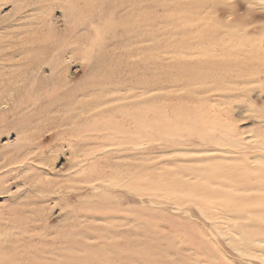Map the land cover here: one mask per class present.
Listing matches in <instances>:
<instances>
[{
  "label": "rangeland",
  "instance_id": "374dc122",
  "mask_svg": "<svg viewBox=\"0 0 264 264\" xmlns=\"http://www.w3.org/2000/svg\"><path fill=\"white\" fill-rule=\"evenodd\" d=\"M68 261L264 264V0H0V264Z\"/></svg>",
  "mask_w": 264,
  "mask_h": 264
},
{
  "label": "bare ground",
  "instance_id": "6f19581e",
  "mask_svg": "<svg viewBox=\"0 0 264 264\" xmlns=\"http://www.w3.org/2000/svg\"><path fill=\"white\" fill-rule=\"evenodd\" d=\"M139 109H140V111H142L143 113H145L146 115H148V113H150L149 112V107L148 108H146V107H139ZM86 258V257H85ZM84 258V259H85ZM66 262H67V260H65ZM69 262V261H68ZM69 264H70V262H69Z\"/></svg>",
  "mask_w": 264,
  "mask_h": 264
}]
</instances>
